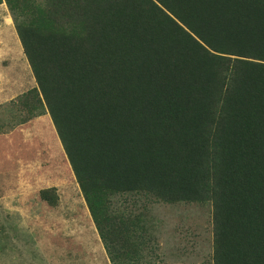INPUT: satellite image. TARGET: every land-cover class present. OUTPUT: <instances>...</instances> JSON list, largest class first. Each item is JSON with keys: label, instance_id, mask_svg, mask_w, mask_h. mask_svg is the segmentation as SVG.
Instances as JSON below:
<instances>
[{"label": "trees", "instance_id": "1", "mask_svg": "<svg viewBox=\"0 0 264 264\" xmlns=\"http://www.w3.org/2000/svg\"><path fill=\"white\" fill-rule=\"evenodd\" d=\"M2 2L36 83L15 125L49 114L110 262L141 194L209 203L212 264H264V0Z\"/></svg>", "mask_w": 264, "mask_h": 264}, {"label": "rangeland", "instance_id": "2", "mask_svg": "<svg viewBox=\"0 0 264 264\" xmlns=\"http://www.w3.org/2000/svg\"><path fill=\"white\" fill-rule=\"evenodd\" d=\"M20 45V46H19ZM23 55V56H22ZM22 59V61L20 60ZM36 85L16 34L13 19L4 2L0 4V174L1 182L17 187L3 190L0 200V238L37 236V220L52 222V229L63 237L76 231L71 223L89 221L90 214L79 191L70 164L62 151L49 115L33 117L15 125L28 115L19 95ZM49 119L52 128L49 126ZM60 145V148L58 147ZM63 152V153H62ZM54 187L58 195L55 206L39 197V190ZM7 201V202H6ZM6 202V203H3ZM11 202H15L13 204ZM8 203L20 206L14 211ZM112 215L138 223V241L131 242L127 257H117L119 264H212V223L209 203L168 204L141 194L115 196L111 200ZM46 226L49 227L48 224ZM121 239V237H119ZM37 242L64 250V264L80 263L93 249L83 239H0V253L17 252L26 264H50L37 252ZM40 250L42 247L38 245ZM83 252V253H82ZM38 255L41 254L39 260ZM103 253V252H102ZM101 256L94 259L99 264ZM108 257V254L107 256ZM109 258V257H108ZM83 261V260H82ZM110 261V259H109ZM9 264H24L10 260ZM111 263V262H110ZM0 264H8L1 262ZM53 264H56L53 261ZM81 264V263H80ZM112 264V263H111Z\"/></svg>", "mask_w": 264, "mask_h": 264}, {"label": "crops", "instance_id": "3", "mask_svg": "<svg viewBox=\"0 0 264 264\" xmlns=\"http://www.w3.org/2000/svg\"><path fill=\"white\" fill-rule=\"evenodd\" d=\"M20 60L22 61V59H20ZM45 114L49 115L48 113H45ZM42 115H44V114H42ZM49 126L52 128L51 123H50V119H49ZM58 147L60 148V145H58ZM62 151L64 152L63 148H62ZM10 176H11L10 179H13V182H11L10 184H6L5 182L4 183L1 182L2 175L0 174V200L1 201L3 200L2 199L3 198V196H2L3 195V193H2L3 190L6 188L5 189V192H6L9 189H11V190L15 189L17 187V184L14 183L15 182L14 180L21 179V177H19L18 173H13ZM8 187H9V189H8ZM6 202H3V203H6ZM11 203L16 204L15 202H11ZM13 204L8 203V205L11 206L12 210H14V211L21 210L20 206H17V205L14 206ZM87 209L88 208H86L85 210H87ZM46 224H48L49 227L46 226ZM52 224H53L52 222H48V221H44V220H37V228H42V227L45 228L46 227L48 230L47 231L46 230L37 231V236L35 235V236H32V237H27V238H24L22 236H16V237H2L0 239H83L84 240V244L87 246V248L93 249V250L85 251V253L87 252L88 256L85 255V256H83L81 258V261H80L81 264H96V262H94V259L100 257V254H103V253L105 254L106 253V250H105V248H104V246H103V244L101 242V239L99 237V234L97 232V229L95 227V224H94L92 218L89 219V221H87V220L86 221H81L79 223V225H74V223H71L72 228H76L77 230L76 231H70L71 235L69 237H63V236H60L59 234H57L56 231H54L51 228ZM38 245H40L42 247L41 250L38 247ZM37 252H39V253L43 254L44 256H46L48 258L50 264H53V261H55L56 264H64L59 259L61 257H64V256L66 257L67 256V253L64 254V250H62L60 248L57 249L55 244L54 245L52 244L50 246H46V245H42V244L37 242ZM41 254L38 255V253H37V260L40 259ZM96 256H98V257H96ZM106 256H107V253H106ZM106 256H105V258H106L107 263L104 262V259L101 256V260L99 261V264H111L110 261H109V258L106 257ZM24 257L25 256H20L19 253L12 252V251L11 252L8 251L6 253H0V261L1 262H7L8 264L10 263L9 262L10 260H15V259L19 260L20 263L26 264V262L24 261ZM80 263H77V264H80Z\"/></svg>", "mask_w": 264, "mask_h": 264}]
</instances>
